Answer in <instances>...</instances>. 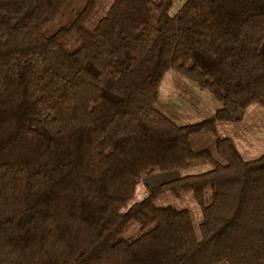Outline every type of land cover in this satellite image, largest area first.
<instances>
[{"label":"trees","instance_id":"obj_1","mask_svg":"<svg viewBox=\"0 0 264 264\" xmlns=\"http://www.w3.org/2000/svg\"><path fill=\"white\" fill-rule=\"evenodd\" d=\"M174 1L113 0L89 25L97 0H0V264H264V153L217 128L264 107V0ZM171 69L213 116L156 105ZM167 193H191L199 224Z\"/></svg>","mask_w":264,"mask_h":264},{"label":"rangeland","instance_id":"obj_2","mask_svg":"<svg viewBox=\"0 0 264 264\" xmlns=\"http://www.w3.org/2000/svg\"><path fill=\"white\" fill-rule=\"evenodd\" d=\"M112 1L97 0L96 9L89 21V25L97 21ZM185 1L175 0L170 13H177ZM82 3L83 0H76L71 10H75L74 8L78 9ZM67 16L61 20H57L54 27H59L66 22L68 23L69 18ZM159 91V99L156 105L175 122H199L211 117L214 111L220 107V102L211 92L202 89L193 80L173 69L166 73ZM212 102H215V104L213 105ZM207 112H210V114H207ZM217 128L220 135L231 137L235 141L239 150L247 160L258 158L264 153V107L262 105L258 103L251 104L247 108L241 122H219ZM210 168L211 165L209 164L196 162L186 169L156 170L155 172H160L154 173L140 183L135 199L147 196L150 186L168 179L207 171ZM157 203L160 205L172 204L189 209L193 214L196 225L203 218L201 209L191 193H167L161 196L157 200ZM136 231L137 226H132L128 231V235H134Z\"/></svg>","mask_w":264,"mask_h":264},{"label":"crops","instance_id":"obj_3","mask_svg":"<svg viewBox=\"0 0 264 264\" xmlns=\"http://www.w3.org/2000/svg\"><path fill=\"white\" fill-rule=\"evenodd\" d=\"M213 103V102H212ZM215 104V102L213 103V105ZM203 107H205L204 105H203ZM217 111V110H216ZM216 111H214V113H213V115L215 114V112ZM207 114H210V112H207ZM212 115V116H213ZM207 116V115H206ZM209 118V117H208ZM207 119V118H206ZM205 120V119H204ZM203 121V120H202ZM199 122H201V121H199ZM176 123H178V124H181V125H185V124H192V123H197V122H176Z\"/></svg>","mask_w":264,"mask_h":264}]
</instances>
